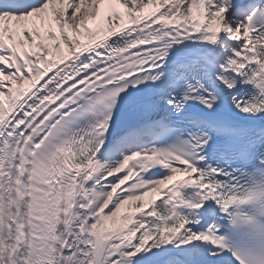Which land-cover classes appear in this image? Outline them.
Listing matches in <instances>:
<instances>
[{
  "label": "snow or ice",
  "instance_id": "obj_1",
  "mask_svg": "<svg viewBox=\"0 0 264 264\" xmlns=\"http://www.w3.org/2000/svg\"><path fill=\"white\" fill-rule=\"evenodd\" d=\"M0 264H264V0H0Z\"/></svg>",
  "mask_w": 264,
  "mask_h": 264
},
{
  "label": "bare ground",
  "instance_id": "obj_2",
  "mask_svg": "<svg viewBox=\"0 0 264 264\" xmlns=\"http://www.w3.org/2000/svg\"><path fill=\"white\" fill-rule=\"evenodd\" d=\"M151 10V6H149V8L145 9V11H150Z\"/></svg>",
  "mask_w": 264,
  "mask_h": 264
}]
</instances>
